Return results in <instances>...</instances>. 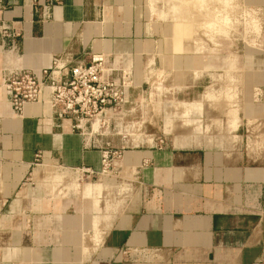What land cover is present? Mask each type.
Returning a JSON list of instances; mask_svg holds the SVG:
<instances>
[{"label":"crops","instance_id":"crops-1","mask_svg":"<svg viewBox=\"0 0 264 264\" xmlns=\"http://www.w3.org/2000/svg\"><path fill=\"white\" fill-rule=\"evenodd\" d=\"M2 1L15 35L0 37V264L264 261V0H233L249 26L244 48L226 43L243 40L237 28L207 47L192 22L171 19V2ZM92 53L130 54L136 84L148 66L163 71L184 93L172 96L178 104L206 106L205 91L223 87L210 75L232 72L235 126L204 109L202 121L216 124L206 134L200 124L192 144L162 132L152 144L101 138L121 156L100 174V150L84 147L70 118L41 103L17 115L2 86L6 71L38 74L54 56L74 65ZM84 168L99 174L81 188Z\"/></svg>","mask_w":264,"mask_h":264},{"label":"built area","instance_id":"built-area-1","mask_svg":"<svg viewBox=\"0 0 264 264\" xmlns=\"http://www.w3.org/2000/svg\"><path fill=\"white\" fill-rule=\"evenodd\" d=\"M5 10L6 5L0 0V13ZM14 35L12 26L0 20V37ZM167 82L163 71L148 66L142 83L136 84L130 54L92 53L87 62L74 65L54 56L50 66L38 74L23 69L6 71L2 86L17 115H21L26 104L41 103L54 115L70 118L72 129L85 137L84 147L100 150L102 174L112 168L113 159H119L121 153L110 141L101 143V138L115 136L153 143L146 141L151 134L143 127L145 120L140 119L143 112L163 104L162 93L171 94ZM82 173L84 180L99 174L87 168Z\"/></svg>","mask_w":264,"mask_h":264},{"label":"rangeland","instance_id":"rangeland-1","mask_svg":"<svg viewBox=\"0 0 264 264\" xmlns=\"http://www.w3.org/2000/svg\"><path fill=\"white\" fill-rule=\"evenodd\" d=\"M159 1L160 2L162 1L161 4H163L164 6L169 5V3H170V2H168V0H159ZM232 1L233 0H231L230 5L228 4L229 6H231V4H233L232 5L233 8H229L230 11H232V12L227 15V19L230 20V26L226 28L227 30L230 29V32L225 31L226 29H224L223 30L224 33H222L223 32L222 30H220V33H219L218 32L219 27H218V30L215 29L216 27L214 28L216 31H214L212 28V30H213L212 32H211V30H210L211 28H210L209 29L210 33L208 31V32H206L207 34L205 33V31L204 32L200 31V30H203L202 27H200L201 29L196 28V30L198 29V32L197 31L195 32V29L193 30V33L196 37H202L203 38L202 41H205L207 47L215 48L217 46V44L221 43V41L214 40L213 38L215 36H220V35L221 36L231 35V33L235 30V28H237V31H241L244 29L245 33L242 34L243 40L233 41V42L227 41L226 43H228V44L233 43L234 48H235V45H237L239 48H244V47H246V45H249V44L251 45L252 41L250 42V41H248V39H246V37H244L247 35L246 30L248 29L249 26L245 23L246 18L245 19L243 18V10L241 8H239L237 3H235L234 1L232 2ZM208 3H209L208 4L209 6H207V8L205 7L204 9L203 8L200 9L199 13L195 14V15H193L195 10H193L194 8L192 7L193 9L191 8L192 12L190 10L191 14H188L189 15L188 19H187V17L185 18L183 16H179V18L177 16V18L172 19L174 13H172L171 10H169V9L168 10L171 14L172 20H183V21L192 22L194 20L195 21L196 20L201 21V20H199L201 18L203 20H204V18L207 19L208 12L211 13V17H212V14H214L217 11H220L221 7L224 8L223 6L225 5L223 0H209ZM222 4H224V5H222ZM220 5H221V7H220ZM219 7H220V9H219ZM180 8H182V7H180ZM205 9H207L208 11L206 12ZM153 10H154V8H153ZM181 12L183 13V10H181ZM196 12H198V11H196ZM201 14H203V15H201ZM191 15L195 16V19ZM240 15H241V20H240ZM238 25L241 26V28L237 27ZM205 30H207V29H205ZM228 73L233 74L232 72H224L222 74L210 75V78H211V80H213V82H215V83L219 82L223 87L219 88V89L210 88V89L205 91V94L203 96L204 100L209 101V103L207 105H206L207 101H204L206 106L202 105L201 103L200 104H193V105L183 104V103L178 104L177 103L178 99H176V100L174 99L175 100L174 101L172 99V96L175 95V98L177 97L179 99H183L184 93L182 91L178 92L177 94H175L171 91L172 95L169 93H166V94L162 93L160 96L165 95V97L163 98V104L161 103L158 107L155 108V110L153 109V111H147L146 113L143 112L142 118L140 119V120H143V119L145 120V124L143 127H145L147 132L152 135V136L151 135L148 136L146 138V141L150 142V140H153V142H156L157 141L156 138H157L158 134L162 132L167 136V139L172 140L173 143L177 144V145L178 144H180V145L181 144L182 145L183 144H190L193 140H195V142H196V140L198 139L199 134H200L199 131L196 129L199 124H201V127L203 129V131L201 133H204V134L208 133L211 126L216 124L215 121H211V122H207V121L204 122V120L202 121L201 116L204 114L203 113L205 111L204 109H208L209 112L222 113L225 115H229L233 112L231 114V116L233 117V114H236V112H237L236 109L238 107L237 106V104H238V89L236 87V84H237L236 81L238 80V76L233 74L235 77H230L231 78L230 79ZM165 76H166V80L168 81V76L167 75H165ZM234 81H235V83H234V85H232V87H227V90H229L228 88H230V89L233 87L235 88L232 91V92H234L233 94H235V95L232 96L233 98L229 99V98L223 96L222 92L224 90H226L225 88L227 85H230L231 82L233 84ZM209 92L211 94L213 93V97L210 99L207 97V94H208V96L211 95V94H209ZM200 95H201V91L197 92V94H195V97H198V99H199ZM167 100H173L172 101L173 103H168ZM188 105L190 107H192V109L194 111L191 110V108ZM234 105H235V107H234ZM200 107H201V109H200ZM198 111H200L201 113ZM186 119H188L189 121H190V119H193L192 121H194V122L189 124L190 126L186 125V124H188ZM159 120H162V121H159ZM188 135H190L191 137L188 138ZM146 144H148V143H146ZM253 146H255V145L253 144L252 147ZM92 182L93 181H89V180L88 181L87 180L79 181V183L81 184V188L84 185H86L88 183H92ZM120 182H122V180L118 179V183H120ZM81 188H80V190H81ZM118 194H120V190H118Z\"/></svg>","mask_w":264,"mask_h":264},{"label":"bare ground","instance_id":"bare-ground-1","mask_svg":"<svg viewBox=\"0 0 264 264\" xmlns=\"http://www.w3.org/2000/svg\"><path fill=\"white\" fill-rule=\"evenodd\" d=\"M256 0H254V2H255ZM168 2H171V7L169 8V10H171L172 11V13H174V15H173V17H172V19H174V18H177V16H178V18H179V16H183V17H187V19H188V17H189V15L188 14H191L190 13V10H191V12H192V9L193 10H195V12H194V14L193 15H195V14H198L199 13V11H200V9H204L205 7L207 8V6H209L208 4V2H209V0H168ZM223 2L225 3V5L224 4H222V5H224L223 7L224 8H222L221 7V5H220V7H221V9H220V7H219V9H220V11H217V12H215L214 14H212V17H211V13L210 12H208V14H207V19H205L204 17V20L201 18V19H199V20H201V21H195L194 19H195V16H192V17H194V21H192V23H193V30L195 29V32L197 31L198 32V29L196 30V28H200V27H202V29L203 30H200V31H202V32H204L205 31V33L206 32H208L209 31V33H210V30H211V32L214 30V31H216L215 29H217L218 30V27H219V30H218V32L220 33V30H224V29H226L227 27H229L230 26V20L229 19H227V15L229 14V13H231L232 11H230V9L229 8H233V4H231V6H229L230 5V3H231V0H223ZM233 2V1H232ZM229 4V5H228ZM151 5H152V3H151ZM183 5V6H182ZM226 6V7H225ZM180 7H182V8H180ZM193 7V8H192ZM153 8V7H152ZM192 8V9H191ZM214 9V8H213ZM150 10H151V8H150ZM181 10H183V13L181 12ZM206 10V12L208 11L207 9H205ZM216 10V9H215ZM196 11H198V12H196ZM187 12V13H186ZM162 14V13H161ZM205 14V13H204ZM165 15V14H164ZM201 15H203V14H201ZM206 15V14H205ZM161 17V16H160ZM163 17V16H162ZM165 18V17H164ZM181 18V17H180ZM186 19V20H187ZM216 27V28H215ZM211 28V29H210ZM212 28H213V30H212ZM215 28V29H214ZM201 29V28H200ZM205 29H207V30H205ZM210 29V30H209ZM221 31V32H222ZM225 31H228V32H230V29H226ZM208 33V34H209ZM222 33H224V31L222 32ZM227 33V32H226ZM207 34V33H206ZM217 34V33H216ZM209 37V36H208ZM198 46V45H197ZM195 74V73H194ZM229 74V73H228ZM233 74H229V78L230 77H235L234 75L232 76ZM194 76V75H193ZM231 79V78H230ZM187 81V80H186ZM233 81V80H232ZM235 82V81H234ZM183 83H185V82H183ZM232 84V83H231ZM230 84V85H231ZM230 87H232V86H230ZM226 90H224L223 92H222V95L223 96H225V97H227V98H233L232 96L233 95H235V94H233L234 92H232L235 88L233 87V88H228L229 90H227V87L225 88ZM208 90V89H207ZM231 90V91H230ZM209 94H211L210 92H209ZM218 95V94H217ZM207 97L210 99V98H212L213 97V93L211 94V95H209L208 96V94H207ZM189 106V105H188ZM200 106V105H199ZM190 107V106H189ZM191 108V110H193L192 109V107H190ZM189 109V108H188ZM200 109H201V107H200ZM198 110V109H197ZM196 110V111H197ZM194 111V110H193ZM201 111V110H200ZM200 111H198V112H200ZM201 113V112H200ZM199 113V114H200ZM233 113V112H232ZM231 113V114H232ZM233 119L232 120H230V121H232L231 122V124L232 125H234L235 126V122H236V119H237V117H236V114H233V117H232ZM200 122V121H199ZM230 123V122H229ZM230 124V125H231ZM200 125V124H199ZM198 125V127H200ZM231 125V126H232ZM198 127H197V129H198ZM233 128V127H232ZM199 130H201V128L199 129ZM205 130V129H204ZM262 142H264V141H262Z\"/></svg>","mask_w":264,"mask_h":264}]
</instances>
